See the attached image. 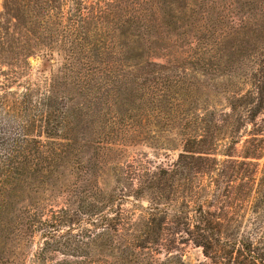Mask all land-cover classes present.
<instances>
[{"label": "rangeland", "instance_id": "obj_1", "mask_svg": "<svg viewBox=\"0 0 264 264\" xmlns=\"http://www.w3.org/2000/svg\"><path fill=\"white\" fill-rule=\"evenodd\" d=\"M4 1L0 0V18ZM99 1L103 11H110L105 6L107 0L77 2L91 12L98 10ZM163 1L166 12L170 2V7L177 9L172 20L162 15L154 23L146 21V29L138 37L119 41L117 57H104L103 64L96 67L127 57L144 67L145 63L170 65L173 75H62L55 53L52 60H46L35 52L25 63L15 58L17 52H24L21 46L15 49L13 43H0V91L19 92L37 86L45 90L53 85L56 93L70 99L67 137L74 142V158L73 164L57 170L62 179L57 183L69 184L87 176L104 194L115 190L129 194L141 188L138 203L131 198L121 203L122 209L130 212L136 209L130 203L147 207L148 201L155 199L163 205L171 200L182 202L193 194L206 208L223 209L224 239L232 241L241 235L264 251V107L250 123L240 98L248 91L256 94L255 101L264 95V75H236L254 68L250 61L261 65L264 39L246 14L248 6L241 8L242 0ZM62 2L66 9L75 4L79 7L76 0ZM237 19H243L242 23ZM113 22L119 23L117 19ZM248 139L252 146L245 144ZM230 142L238 143L234 150L228 148ZM226 155L235 161H245L243 157L249 155L251 166L244 171L228 169L222 175L218 169ZM178 160L177 173H170ZM210 177L214 178L211 185ZM197 185L206 189L196 190ZM46 189L39 197L49 206L61 205L56 187ZM212 196L215 199L209 204L206 198ZM33 201L36 196L22 195L14 208ZM138 217L136 212L130 218ZM161 239L164 246L170 245L168 228ZM5 240L0 264H29L40 242L38 234L33 245L25 246L14 235ZM173 247L176 250H170L169 259L166 252L156 256L160 264H214L192 244ZM105 257L112 258L110 264H138L145 258L129 253L120 257L119 252L117 259ZM65 260L71 261L56 255L46 264Z\"/></svg>", "mask_w": 264, "mask_h": 264}, {"label": "trees", "instance_id": "obj_2", "mask_svg": "<svg viewBox=\"0 0 264 264\" xmlns=\"http://www.w3.org/2000/svg\"><path fill=\"white\" fill-rule=\"evenodd\" d=\"M77 1L79 7L75 4L66 9L62 0H5L0 43H13L15 49L21 46L24 52H17L15 58L25 63L35 52L46 60H52L55 53L62 75H173L170 65L145 63L144 67L127 57L101 69L96 67L103 64L104 57H117L119 41L138 37L146 29V21L154 23L162 15L172 20L177 10L170 7L172 2L166 12L163 0H107L105 6L110 11H103L99 1L98 10L90 12ZM242 2L241 8L248 6L246 14L264 39V0ZM115 19L119 23H114ZM242 20L237 19L240 24ZM6 38L11 42L6 43ZM99 59L102 61L97 62ZM256 61H250L254 68H245L236 75H264V61L259 66ZM54 90L49 85L45 90L37 86L19 92L0 91V253L2 241L9 236L14 235L27 246L33 245L38 234L40 242L31 253L29 264L53 262L56 255L71 261L54 264H110L112 258L105 256L116 257V252L120 257L127 253L145 257L138 264H160L156 256L166 252L169 259L170 250H176L175 244H192L214 264H264V251L253 247L251 240L241 235L232 241L224 239L222 208L212 211L193 194L182 202L171 200L163 205L155 199H150L147 207L130 203L136 208L130 212L124 211L121 203L129 198L138 203L143 195L141 188L129 194L125 190L104 194L98 185L94 187L86 180L87 176L69 184L57 183L62 180L56 175L57 170L73 164L74 142L67 137V105L71 101ZM255 95L248 91L240 96L246 121L250 123L264 107V95L257 101ZM229 144L232 150L238 145ZM245 144L252 146L250 139ZM248 156L243 157L245 161H235L226 155L218 173L224 175L228 169L244 171L251 166ZM179 166L178 160L168 171L175 174ZM213 179L210 177V185ZM49 186L58 190L61 205L49 206L47 200L39 197ZM203 189L206 186L196 187ZM28 194L36 196V201L14 208L16 200ZM212 199L215 196L206 198V202L210 204ZM136 212L139 217L133 221L130 217ZM167 228L171 239L170 245L164 246L161 237Z\"/></svg>", "mask_w": 264, "mask_h": 264}]
</instances>
